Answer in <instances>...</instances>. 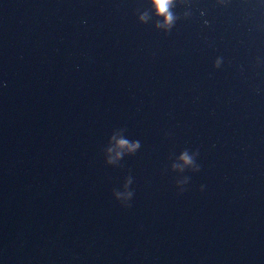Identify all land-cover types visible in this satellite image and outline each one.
I'll return each instance as SVG.
<instances>
[{
    "label": "water",
    "instance_id": "water-1",
    "mask_svg": "<svg viewBox=\"0 0 264 264\" xmlns=\"http://www.w3.org/2000/svg\"><path fill=\"white\" fill-rule=\"evenodd\" d=\"M173 11L0 0V264H264V80Z\"/></svg>",
    "mask_w": 264,
    "mask_h": 264
},
{
    "label": "clouds",
    "instance_id": "clouds-1",
    "mask_svg": "<svg viewBox=\"0 0 264 264\" xmlns=\"http://www.w3.org/2000/svg\"><path fill=\"white\" fill-rule=\"evenodd\" d=\"M152 9L154 10V14L156 17L162 18V22H158L156 24L157 28L160 27H164L166 29H171L173 27V25L175 24V22L180 19L179 16H177V14L173 11V8L175 6V0H150ZM185 15H187L185 13ZM141 22H146L148 19L147 13L142 14L139 17ZM221 64V58H217L214 63H213V68H219ZM116 146L118 149H126L128 152H133L136 148H138L140 146V142L139 141H134V142H129L127 139H119L116 141ZM109 151H111V149H109ZM198 150L194 151L193 155L198 156ZM123 155V151H117L116 152V156L120 157ZM180 159L182 161H184L185 164L187 165H192L193 164V157L190 156L188 154L187 149L181 154ZM108 163H112V160L110 159L108 161ZM200 170L199 165H195L192 168L193 172H198ZM189 178L186 179L185 183H187V180ZM132 183V178L128 177L126 180V184L125 187H127L128 184ZM203 185H201V190H203ZM185 191V188H181L179 190V192H183ZM117 199L120 198L121 195H123L124 199L126 201H129L132 196H133V192L129 191L126 194H120V193H116L115 194ZM123 207H130V204L127 203H120Z\"/></svg>",
    "mask_w": 264,
    "mask_h": 264
}]
</instances>
